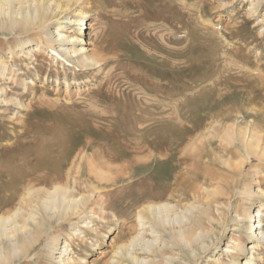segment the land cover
<instances>
[{"label": "rangeland", "instance_id": "obj_1", "mask_svg": "<svg viewBox=\"0 0 264 264\" xmlns=\"http://www.w3.org/2000/svg\"><path fill=\"white\" fill-rule=\"evenodd\" d=\"M84 1L82 8L72 6L51 20L50 30L64 26V34L78 38L65 48L84 47L87 54L96 39L107 37L114 51L99 72L81 74L74 58L54 63L46 50L38 55L29 46L20 52L15 36L0 32V56L11 70L10 79L0 81V185L10 184V176H16L13 190H0V203H12L3 210L17 207L28 180L40 177L47 184L34 182V189L64 185L69 180L76 195L94 192L92 203L84 209L87 214L57 223L52 220L45 227L49 237L66 243L64 259L69 261L55 263L44 244L47 239L42 237L29 257L12 264H108L135 229L139 207L135 203L157 194L164 195L162 200L171 196L168 200L179 204V213L194 201L211 203L218 222L220 215L228 218L226 237H231V245L244 242L249 249L255 238L244 230L247 223L240 228L234 222L235 211L251 207L255 215L259 205H264V196L254 203H242L237 192L253 177L264 175V163L252 160L238 170L237 143L221 141L212 129L222 132L233 126L238 131L251 125L264 145V0L255 13L250 11L252 0ZM114 7L115 13L106 12ZM78 12L86 14L84 23H90L91 30L81 31ZM67 17L72 24L64 21ZM106 17L121 23L125 33L120 36L115 28L112 37ZM28 50L34 53L32 58L26 56ZM155 141L169 142L160 149V155L169 156L157 157ZM224 151L233 153L229 164L233 169L223 165L228 158ZM44 155L49 157L47 168L29 175L30 165ZM132 158L137 166L121 175V165ZM3 164L10 165L9 173ZM98 169L108 178L105 187L84 188L80 183L85 177L94 178L93 170ZM25 171L27 175H23ZM176 173L186 179L185 188L171 181L170 190L161 193L165 184L159 180L167 181ZM239 174H245V182L237 178ZM76 176L79 180L72 181ZM141 180L146 183L138 186ZM256 186L264 191V181L253 183V189ZM205 188L219 193L206 200ZM178 192L186 196L179 198ZM257 221L252 219L251 230L256 231ZM146 239L152 237L146 235ZM227 241L221 239L219 248L203 255L198 263L214 264L218 259L228 264L229 258L221 253ZM137 256L142 259L145 255L138 250ZM247 257L249 251L239 256L241 264ZM249 264H264V244L253 252Z\"/></svg>", "mask_w": 264, "mask_h": 264}, {"label": "bare ground", "instance_id": "obj_2", "mask_svg": "<svg viewBox=\"0 0 264 264\" xmlns=\"http://www.w3.org/2000/svg\"><path fill=\"white\" fill-rule=\"evenodd\" d=\"M261 1L262 0H252V2L255 3L252 4L251 2L250 4V7H252V9H250L251 13H255ZM84 4H86L84 0H0V32L1 34L3 32V34L14 35L18 43L20 52L23 51L24 48L28 49L29 46L32 47V51H34L35 54L38 55L44 54L46 50L53 58V62L55 60L62 61L63 59L71 61L72 58L77 60L78 65L82 68L81 74H92L95 72H99L107 64L108 54L112 53V50L114 51V49L109 46V40L107 39V37L96 39V42H93V48L91 52L87 54L84 47H81L80 49H77L76 47L68 49L65 48V46L74 45L75 43H77L78 38L67 36L66 34H64V26H57L55 32L50 30L51 20L56 18L59 14L67 13L72 8V6L82 8L83 6L81 5ZM114 9L116 8L114 7L111 10H106V12L115 13L116 10ZM78 15L80 18L78 22L80 26H82L81 31L91 30L92 25L90 23H84V19L87 18L86 14L78 12ZM113 20H109L107 19V17L105 20L108 24L107 27L111 28L112 37H114L113 33L115 28L116 33L117 31H119L121 33L120 36L123 35L125 33V27L122 26L118 21ZM262 20H264V18ZM64 21L66 23L69 22V24L73 23V21H71L68 17L65 18ZM82 34L84 33L82 32ZM81 42H83V40ZM32 51L28 50L26 56L32 58L34 54H32ZM10 73L11 70L8 69V66L2 61V57L0 56V81L5 82L6 80H9V77L11 76ZM85 79L86 81H88V78ZM85 79H83L82 81V83L84 84H86ZM81 80H77L76 82H74L80 84ZM64 83L66 84V86L69 85L65 77ZM2 94L3 89L0 88V100ZM17 105L21 107L20 102H17ZM237 128L238 127H236V130ZM207 130L210 131L211 127ZM212 130L213 133L216 132V137L220 138L221 141H233L237 143L236 150L239 159L236 162L237 166L235 167L238 168V170H241V168L246 164H250L252 160L259 161V163H264V145L257 133L258 130L256 132V130L251 127V125L245 128H241L238 131H235L233 126H228L225 129L223 128L222 132L217 131L214 128ZM207 134L209 135V132H207ZM208 135L206 138L209 140L210 138L208 137ZM207 139L205 141H207ZM154 143H156V141ZM156 144L154 145V148L158 151V154L156 153L157 157H165L164 155H166L167 153H165L164 155H160V149L163 145L169 144V142L162 141ZM152 145L153 144H151V146ZM202 153L204 154L203 151ZM223 154L228 157L226 160H222L223 165H225V167L227 166L229 170L233 169L229 165L231 163V159L233 158V153L224 151ZM152 156L149 158H152ZM48 159V155L38 157L36 162L30 165L29 175L39 170L46 169L49 165ZM205 159L207 158L205 157ZM136 162L137 161L132 158L126 165H121V167L119 166V172L121 173V175H123L125 171L135 166ZM81 165L83 164L81 163ZM208 166H210V164ZM2 167H4L3 170H5L6 173H9L10 165L8 166L6 164H3ZM75 170L78 171V169ZM79 170V174L81 175L83 171L81 170V168H79ZM260 170H262V168ZM93 171L95 172L94 178L87 175L88 177H85L84 180L85 184L80 182L79 183L81 185L83 184L85 186L84 188H86L87 186H90L93 189L104 188L105 182L108 181V178L105 176V172H103L102 169ZM140 172L142 171L140 170ZM179 173L174 174V176L172 175L171 178L167 181L159 180L160 182H163L165 184L163 188L158 186L159 189L161 188V193H164L168 190V184L171 181L175 185H180L181 188H185L186 179L182 174L180 175ZM259 173L256 174L260 175ZM23 175H27V172H23ZM238 176L239 177L237 178H241V180L245 182V174H239ZM10 177L12 180L11 183L0 185V190L8 189L11 191L14 189V177L16 176H14L13 178L12 176ZM36 178L38 179L37 176ZM39 179L40 180L35 181L32 180V182L30 183L28 180L27 188L25 190L23 189L24 193L20 198L19 203H17V207H15L14 209L12 208L9 210H3V208H5L6 206L10 207L12 203H0V264H12V262H14L15 260H20L22 258L26 259L31 255L30 250H33L34 247L38 245L42 237H45V239H47L44 244L45 246H47L46 249H48L47 251L50 257H52V260L55 261V263H65L69 261V258L64 259L65 255H68L66 243H59V239L55 236L49 237L47 235V228L45 229V227L52 220L57 223L59 221L62 222L69 217L80 218L79 216H81L82 214V216H84L86 213V210L84 209L88 207V203H92L94 192L90 191L89 193L86 192L87 194L82 193L76 195L73 188L71 189V186L69 187L70 184L68 185L69 180L68 182L66 180L65 182H67V184L65 183L64 185L57 183L54 184L53 181H50L51 183H53L52 186L50 185L51 183L48 184L50 185V188L41 187L34 189V182L37 183V185H43V183L45 182H41V177ZM77 179L79 180V177H77L76 179H72V181L76 182L78 181ZM82 179H80L81 182ZM130 181L131 180H129V182ZM261 181H264V175L261 178H258V176L255 178L253 177L248 182V184L243 185V188L241 190H237V194L242 197L239 198L240 200L242 199V203H254L255 199H263L262 197L264 196V191H262L257 186L256 190L252 187L253 183H260ZM143 182L146 183L145 181L141 180L138 183V186ZM45 184L47 183H44V185ZM174 189L177 188L174 187ZM206 191L208 194L205 198L206 200H213V196L219 193L216 189H206ZM184 193L185 192H178L177 196L184 198L186 196ZM13 194H11V196ZM157 195H154L153 197L145 196L142 202L135 203L136 205H139V207H137L138 209H136L137 214L135 215V229H133L132 235L129 236L130 238L122 242L116 248L113 257L110 258V263L108 262V264H199L198 262L203 258V255L210 253L212 249L219 248L218 244L219 242H221V239L224 238L228 239V241L226 242V246L224 247V249L221 250V253L223 256H227L229 258L228 264H241V262L239 261V256L247 254V251L250 252V257L245 258L243 264H249L253 252L264 244V219L262 218L264 210H261L262 208H264L263 204L259 205L258 209L255 211V215L251 213V207H243V210L241 212L235 211L234 222L240 228H244L247 223V226L246 228H244V230H250L251 235L255 238V243L248 249L245 246L244 242L234 244V246L231 245V237H226V232L228 230V218L225 215H220V221L218 222V220L215 219L212 215L211 203L199 204L196 203L197 201H194L189 204H185L183 210L179 213V204L177 205L176 203L172 205L170 202L171 200H168L171 198V196H169V198L166 200H162L164 195L160 194V197L155 198V196ZM172 198H174V196ZM255 218H257L258 221L255 228L256 231H253L251 230L252 219ZM82 224L85 225L84 223ZM146 235H150L152 239L145 240ZM61 244H63V246H61ZM138 250L145 255L142 257V259L137 256ZM54 255H56V257ZM148 256H150L151 258L148 259ZM211 258L212 257H209L210 260ZM214 264L226 263L220 262L218 259H215Z\"/></svg>", "mask_w": 264, "mask_h": 264}]
</instances>
